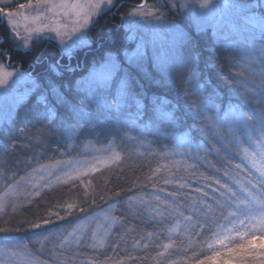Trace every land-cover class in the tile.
Instances as JSON below:
<instances>
[{"label": "rangeland", "instance_id": "rangeland-1", "mask_svg": "<svg viewBox=\"0 0 264 264\" xmlns=\"http://www.w3.org/2000/svg\"><path fill=\"white\" fill-rule=\"evenodd\" d=\"M117 2V0H113L114 5ZM201 2L202 0H157L156 3L148 5H156L166 20L173 22L180 32L186 34L188 39L182 46L186 60L198 55L199 70L204 81L211 78L206 71L214 70L216 72L215 74L212 73V80L210 79L214 83L213 86L227 91L231 87V82H225L223 79L224 73L228 70L225 57L231 54L235 59H239L238 51L231 49L227 43L218 40L212 29H207L204 32L198 30L193 15L189 13L188 9L180 8L179 6L175 9L170 7L173 3L177 5L184 3L199 5ZM212 2L219 3V0H212ZM22 3L27 4L28 0H13L11 10L16 11L17 6ZM251 3L258 13H264V7L260 6L264 4V0H251ZM135 6L133 5L123 15L128 45L119 53L108 51L92 60L88 64L85 74L76 79L74 85L76 88V82L88 77L94 68L99 67L106 56H113L120 67V72L117 76L130 75L132 90L135 93H139L145 105L144 114L137 121L136 127H132L131 122L125 115H110L105 110L91 105V101L80 92L77 98L69 97L65 92L67 89L63 75L64 72L74 71V66H62L61 68L53 66L55 75L35 76L15 66L5 58V55L0 53V65H3L7 72L14 73L8 79V85L11 86L8 93L5 92L6 86H0V131L3 128L6 131V133H0V137L8 135L7 130L11 129L10 139L14 140L15 143L17 142V149L18 151L20 150L14 158L11 157L12 166H7L10 169L7 173V179H0V198L14 201L16 204V211L9 207L6 213H0V230H2L0 231V253H2L0 254V264H22L24 256L19 254L13 256L12 253H21L24 250L22 248L18 249L14 245H27L34 258L43 262V264H172V261H176L178 264H183L185 261L187 264H192L196 259L203 260L213 254L212 249L207 247L208 243H212L214 240L210 232L194 235L191 230H188V225L195 224L196 218H200V213L192 208V204L200 197V193L196 192L195 189L204 188L205 191L219 196L218 193H215L216 185L214 182L206 181L203 177L212 175L222 181H227L240 197L246 196V193L243 192L240 185L236 184V180H239L245 187H251L255 183L258 173L240 155H236L232 159H234L235 163L244 165L252 174L249 175L244 168L235 170L234 166H229L227 170L235 179L224 177L222 172L213 170L212 164L219 159L214 153L207 160L181 155L184 146H181L174 137H180L184 132H189L193 143L200 142L204 138L200 135L199 130L195 128L191 130L188 127L176 130L166 129L163 122L158 120L152 111L151 100L153 97H163L171 101L172 104L183 105L186 98L181 82L186 78L184 75L185 69L184 66H176L172 68L170 75H166L160 66L150 58L151 48H149V58H146L141 66L136 67L128 64L125 59V53L134 52L138 40L128 38L130 35L129 26L125 18L135 10ZM111 8L112 6L107 7L99 15L93 17L92 22L87 24L81 32H69L68 35L63 37L66 44H73L77 36L81 37L80 41L73 45L70 53L65 51L64 46L60 43V37H57L55 32H45L42 34V40H53L61 52L70 58L77 49L86 46L90 27L102 13ZM24 11L25 15L29 14L27 10ZM44 22L50 23L49 21ZM20 23L21 27H23L24 21L22 19ZM57 23L63 24L64 22L57 18ZM161 31L163 39L158 42L157 51L163 56L174 41L179 42V33L173 34L167 30ZM10 35L18 49L29 51L18 46L11 31ZM137 35H145L148 38L151 34L138 30ZM196 36H207L202 41L204 44L203 48L196 44ZM42 40L37 42L36 46ZM204 48L214 52L213 57L204 55ZM217 48H219L218 51ZM20 72L24 74V82L13 84V81L16 80L15 73ZM33 81L36 87H33ZM135 81L137 88L138 86L140 87L139 90L134 85ZM50 85H55L59 92L67 97L72 104H78L83 100V105H91L88 108L91 115L84 118V122L77 125L75 130L70 127V125H76V119L72 117L70 112V105L58 104L53 97ZM114 91L115 89L113 88V94L108 97L110 100L115 98ZM13 94L20 97L15 104H11L5 98ZM204 94H208L206 89ZM42 95L47 96L49 104L54 106L53 122L56 130L49 132L45 139V141L54 139L53 147L49 152L39 150L40 145L37 143L30 144L28 139L30 135L35 134L36 130L42 126L41 116L45 111L44 106L39 103V98ZM233 101L234 103L238 102L235 98ZM24 103L35 106L36 111L25 123H13L16 109ZM221 107L222 109L226 108L225 104L221 105ZM59 110L64 111L62 116ZM124 111L125 113H134L136 109L135 106H132ZM92 116L93 118L95 117L94 129L84 133V127ZM185 123L186 125H193L194 122L188 119ZM145 124L148 125L147 128ZM156 128H159L160 131H155ZM62 132L63 135H61ZM141 141L144 142L141 143ZM113 153H118L121 157L116 163L107 167L97 165L99 171L90 172L88 175L81 174L78 179L69 180L67 183L64 182L68 179V175L75 177L77 171L83 173L89 163L108 158ZM0 154H2L0 156V164H3L5 159L9 160L10 154L1 142ZM127 162H131L136 166L144 165L148 171L144 185L128 192L125 203H127L130 213L136 214L142 220L147 219L151 223L149 230L124 223L123 217L120 215L119 204L113 201L100 202L101 200L99 199L100 195L94 182L96 176L101 173L120 171ZM173 162L197 164L196 175H191V170L184 171L182 167L177 172V168L171 167ZM161 165H169L175 177H170L166 170H162L159 173V177L181 179V182H187L190 187L178 188L175 183L165 184L162 179L153 176L155 169ZM42 168L44 170H41ZM49 172L51 175H49ZM153 180L156 181L155 184H153ZM17 181L19 182L18 185ZM207 183H213V187L207 188ZM65 185H73V187L78 188L80 191L79 197H72L62 201L48 208L40 217L26 222L24 226L31 232L29 239L9 235L11 227L8 224L12 215L32 204L35 199L44 193ZM85 185H88V187L85 188ZM13 190L19 194L13 196ZM37 191H39V195L35 194ZM177 192L179 193L177 196L170 195ZM155 196H159L161 201L174 200L177 211L173 212L171 209L166 208L163 203H158L153 199ZM68 203L78 205L77 208L71 210L70 215H66L65 209L59 207V205ZM87 207L90 209L85 211L84 208ZM199 207L197 205V208ZM54 212H59L64 219L57 220L54 216L49 217V213ZM179 213H183V215H179ZM186 216H192L194 219L186 221L184 219ZM45 218H50L53 223H64L65 225H60L57 229H54L55 227H46L48 225H43L41 229L29 227L31 223H39ZM77 227L83 232L82 236L81 232L76 234L81 237V243L79 245L72 243L70 247L63 249L56 247L54 251L57 255L55 256L52 254L53 244L58 245V240L51 239L43 241V243L38 242V240H43V236H51L53 232L64 230L71 232ZM172 229L176 230L173 231ZM212 231H215V229L212 228ZM34 232L42 233L41 237L34 236ZM105 233L107 235L104 246L93 247L96 244V240L92 237L94 235H104ZM259 234L257 233V235ZM189 237L191 238L190 240ZM234 238L239 239L238 237ZM168 244L172 245L168 249V253H165L164 257H158L157 253L164 252L162 245ZM215 247L219 249L220 245L217 244ZM115 251H120L121 254H114ZM194 252L196 253L195 256L193 255Z\"/></svg>", "mask_w": 264, "mask_h": 264}, {"label": "snow or ice", "instance_id": "snow-or-ice-1", "mask_svg": "<svg viewBox=\"0 0 264 264\" xmlns=\"http://www.w3.org/2000/svg\"><path fill=\"white\" fill-rule=\"evenodd\" d=\"M12 2L13 0H0V20L10 27L20 48L33 51L36 43L43 39L42 34L55 32L57 37H60L61 45L69 53L81 37L77 36L73 44H66L63 37L69 32H81L87 24L92 22L93 17L99 15L105 8L114 6L113 0H28L27 4H19L17 10L12 11ZM177 6L188 9L193 15L198 30L204 32L212 29L218 40L238 51L239 59H235L231 54L225 57L228 70L224 73L223 79L225 82L230 81L231 87L225 91L211 87V81H204L199 70L198 55L186 60L182 47L188 39L186 34L180 32L173 22L166 20L156 5H148L147 0H142L125 18L129 26L128 38L138 40L135 51L125 53V59L130 66L139 67L146 58H149V48H151L150 58L166 75H170L172 68L184 66L186 78L182 80L181 87L186 98L185 103L183 105L172 104L163 97H153L151 100L152 111L156 118L163 122L166 129L176 130L188 127L191 130L195 128L204 138L200 142L193 143L189 132H184L180 137H174L181 146H184L181 155L207 160L214 153L219 159L212 164L213 170L222 172L223 176L229 179H235L227 170L229 166H234L235 170L244 168L249 175L252 174L244 165L235 163L232 159L240 155L258 173L251 187H245L239 180L235 181L246 193L244 197H240L227 181H222L212 175L203 177L206 181L214 182L215 193L219 196L205 191L204 188L195 189L200 193V197L192 204V208L200 213V218H196L195 224H189L188 230H191L194 235L210 232L214 240L208 243L207 247L212 249L213 254L203 260L196 259L192 264H264V13H258L252 6L251 0L247 2L245 0H219V3L202 0L199 5L188 3L170 5L173 9ZM260 6L264 7V4ZM24 10H27L29 14L25 15ZM57 18L64 23H57ZM21 19L24 21L23 27H21ZM138 30L151 35L148 38L145 35L138 36ZM161 30H167L173 34L179 33V42L174 41L163 56L157 51V44L163 39ZM119 72L120 67L116 59L108 55L99 67L90 72L88 77L76 82V88L91 101V105L105 110L110 115H125L132 127H136L137 121L144 114L145 105L139 93L132 90L130 75L117 76ZM13 75L14 73L7 72L4 66L0 65V86H6V93L11 89L8 79ZM15 76L16 80L13 84L24 82L22 72L15 73ZM33 87H36L34 81ZM49 87L58 104L70 105L72 117L76 119V125H70L73 130L84 122V118L91 115L88 111L91 105H83V100L78 104H72L55 85ZM113 88L115 98L110 100L108 97L113 94ZM206 88L209 89L207 95L204 94ZM5 98L11 104L17 103L20 99L16 94ZM234 98L238 102L234 103ZM225 101L226 108L222 109L221 105H224ZM39 103L45 109L41 116L42 126L28 139L30 144L42 145L49 132L55 131L56 127L53 122L54 106L49 104L48 97L42 95ZM132 106H135L136 111L125 113L124 110ZM188 119L193 120V125H186L185 121ZM145 127L147 128L148 125L145 124ZM155 131L159 132L160 129L156 128ZM120 159L118 153H113L108 158L89 163L86 170L83 173L77 171L75 177L68 175V179L64 182L78 179L81 174L88 175L90 172L99 171L97 165L107 167ZM7 163L5 159L4 163L0 164V179H7V173L10 171ZM171 167L177 168V172L181 167L184 171L191 170V175H196L198 169L195 163L173 162ZM171 167L161 165L155 169L153 176L162 179L165 184L175 183L178 188L190 187L187 182H181V179L159 177L162 170H166L170 177H175ZM49 175H51L50 172ZM152 182L156 183L155 180ZM16 183L19 184L18 181ZM87 187L88 185H85V188ZM206 187L212 188L213 183H207ZM18 194L13 190V196ZM35 194L40 193L37 191ZM170 195L177 196L179 193ZM153 199L158 203H163L173 212L177 211L174 200L161 201L159 196ZM197 205L200 207L197 208ZM9 207L16 211L14 201L0 198V213H6ZM59 207L65 209L66 215H70L71 210L77 208L78 205L68 203L59 205ZM52 216L57 220L64 219L59 212L49 213V217ZM184 219L192 221L194 217L186 216ZM52 223L50 218H45L39 223H31L29 227L41 229L43 225ZM212 228L215 231H212ZM77 232L83 235L81 229L77 227L71 232L67 230L53 232L51 236H43V240H38V242L58 240V245L53 244L52 254L55 256L57 255L54 251L56 247L63 249L70 247L72 243L78 245L81 243V237L76 235ZM257 233L260 234L257 235ZM41 235L40 232H34V236L38 238ZM106 235L107 233L100 236L94 235L92 238L96 240V244L93 247H103ZM217 244L220 245L219 249L215 247ZM14 247L24 250L21 253H12L13 256L17 254L24 256L22 264H43L34 258L27 245H14ZM162 247L164 252L157 253L158 257H164L172 245H162ZM193 255L195 256L196 253L194 252ZM172 264H178V262L172 261Z\"/></svg>", "mask_w": 264, "mask_h": 264}, {"label": "trees", "instance_id": "trees-1", "mask_svg": "<svg viewBox=\"0 0 264 264\" xmlns=\"http://www.w3.org/2000/svg\"><path fill=\"white\" fill-rule=\"evenodd\" d=\"M117 1L116 5L112 6L110 10L102 13L90 27L86 46L77 49L70 58L64 55L60 48L50 39L42 40L33 51H23L18 49L11 39L9 26L2 20H0V53L5 55V58L15 66L35 76H45L49 74L55 75L52 68L53 66H58L60 68L62 66H74V71L64 72L63 80L66 81L67 90L65 92L68 96L73 99L77 98L79 92L75 88L74 82L85 74L88 64L108 51L119 53L128 45L127 32L123 24V15H125L133 5L140 4L142 0ZM156 2L157 0H147L148 4ZM206 38L207 36H196V44L203 48L204 44L202 41ZM218 50L219 48H217V51ZM203 53L210 57H213L214 55V52L205 50V48ZM215 72L216 71L214 70L206 71L211 78L213 76L212 73L215 74ZM211 78L207 79V81H211ZM134 85L137 88L136 81L134 82ZM213 85L214 83L211 81V87H214ZM139 88L140 87L138 86L137 90H139ZM208 91L209 89L206 88V92ZM35 111V106L29 103L21 104L16 109L14 116L15 120L13 123H25L33 116ZM59 112L61 116L64 114L63 110H59ZM94 118L92 116L90 120L87 121V124L84 127V133L88 130L90 131L91 129H94ZM3 130L5 131V128L0 131L1 134L6 133V131L4 132ZM10 130H7L8 135L0 137L1 144L5 146L7 152L10 154V158L7 161L8 167L12 164L11 157L14 158V156L20 151L17 149V142L15 143L14 140L10 139ZM53 140L54 139H49L45 141L40 145L39 150L43 152L51 151ZM147 172L146 166H136L131 162H127L122 170L98 174L94 180L100 195V202L113 201L119 204L121 211L120 215L123 217V222L144 228L145 230L151 228V223L147 219L142 220L136 214L132 212L130 213L125 200L128 192L132 190L134 191L144 185ZM79 195V189L73 187V185H65L44 193L35 199L32 204L24 207L10 217L8 225L11 227V233H9V235L29 239L31 232L24 226L26 222L40 217L48 208L72 197H79ZM84 209L85 211H88L90 208L87 207ZM60 225L65 224L53 223L46 227H55L54 229H57ZM114 254L120 255L121 252L115 251Z\"/></svg>", "mask_w": 264, "mask_h": 264}]
</instances>
